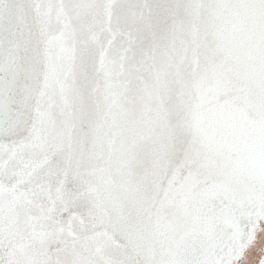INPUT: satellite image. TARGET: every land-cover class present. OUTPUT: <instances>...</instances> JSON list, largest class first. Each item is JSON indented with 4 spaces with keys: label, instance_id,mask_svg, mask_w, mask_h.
<instances>
[{
    "label": "snow or ice",
    "instance_id": "6c2138e0",
    "mask_svg": "<svg viewBox=\"0 0 264 264\" xmlns=\"http://www.w3.org/2000/svg\"><path fill=\"white\" fill-rule=\"evenodd\" d=\"M0 264H264V0H0Z\"/></svg>",
    "mask_w": 264,
    "mask_h": 264
}]
</instances>
